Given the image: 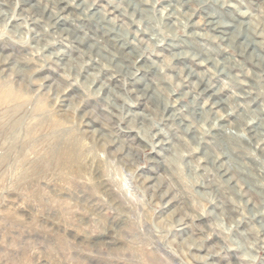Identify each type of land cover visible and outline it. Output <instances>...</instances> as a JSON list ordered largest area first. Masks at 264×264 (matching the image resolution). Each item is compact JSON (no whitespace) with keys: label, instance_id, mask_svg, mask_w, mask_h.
<instances>
[{"label":"rangeland","instance_id":"obj_1","mask_svg":"<svg viewBox=\"0 0 264 264\" xmlns=\"http://www.w3.org/2000/svg\"><path fill=\"white\" fill-rule=\"evenodd\" d=\"M247 32L264 0H0V264H264Z\"/></svg>","mask_w":264,"mask_h":264},{"label":"bare ground","instance_id":"obj_2","mask_svg":"<svg viewBox=\"0 0 264 264\" xmlns=\"http://www.w3.org/2000/svg\"><path fill=\"white\" fill-rule=\"evenodd\" d=\"M87 0H83V3L84 2H86ZM186 1H188V0H186ZM126 2H131V0H126ZM181 2H183V1H181ZM121 2H119L118 4H116V5H121L120 4ZM134 4V3H133ZM121 6H123V5H121ZM150 6V5H149ZM118 7V6H117ZM133 7V12H136L137 11V7L135 6V5H133L132 6ZM141 7V6H140ZM83 8V7H82ZM81 9V8H80ZM26 10V9H25ZM24 10V11H25ZM103 10V9H102ZM125 10V9H124ZM140 10V9H139ZM28 11V10H27ZM125 11H127V9L125 10ZM94 12V11H93ZM118 12V11H117ZM132 12V13H133ZM21 13V12H20ZM52 13V12H51ZM91 13V12H90ZM89 13V14H90ZM189 13V12H188ZM60 14H62V13H60ZM97 14V13H96ZM139 15H140V13H139ZM169 15V14H168ZM62 17V16H61ZM110 17V16H109ZM56 18V17H55ZM137 18V17H136ZM142 18V17H141ZM176 18V17H175ZM39 19V18H38ZM58 19H62V18H58ZM219 20V19H218ZM217 20V21H218ZM236 20V19H235ZM59 21V20H58ZM173 21V20H172ZM57 22V21H56ZM138 22V21H137ZM120 23V22H119ZM242 21H240V22H237V23H232V25H234L235 27L236 26H241L242 25ZM246 23V22H245ZM248 23V22H247ZM249 24V23H248ZM138 29H140V27H137V29L134 31V33L136 32V31H138ZM142 29V28H141ZM248 29H249V25H248ZM119 30H121V31H126L127 32V27H126V25H122V27H121V29H119ZM235 31V30H234ZM120 34V33H119ZM231 34V33H230ZM107 35V34H106ZM135 35H136V33H135ZM227 36V35H226ZM236 35H231V36H228L227 38H226V40L229 42V43H232V40H233V38L235 37ZM225 40V39H224ZM121 41V40H120ZM112 43H113V41H112ZM241 43H243L246 47H251V50H250V52H249V56H257V58H263L264 57V55H262V54H260L259 52H258V48H259V43L257 42V41H255V39H253V37L250 35V33H246V36H245V38L243 39V41L241 42ZM146 44V43H145ZM149 44V43H148ZM228 44V43H227ZM229 45V44H228ZM148 47V46H147ZM122 50V49H121ZM175 53V52H174ZM175 54H180L179 52L178 53H175ZM112 57V56H111ZM104 58H106V57H104ZM130 59H132V58H130ZM154 62V61H153ZM119 63V62H118ZM155 63V62H154ZM258 63V62H257ZM115 64V63H114ZM122 68V67H121ZM188 70L189 71H187L188 72V74L187 75H189L190 73L191 74H198L199 75V73H198V71L196 72V70L195 69H193V68H191V67H188ZM225 65H223L222 67H221V69H220V71H223L225 74H226V72H225ZM124 71V70H123ZM131 71V70H130ZM129 71V69H126V73L127 72H130ZM124 74H125V72H124ZM131 74V73H130ZM128 75V74H127ZM200 76V75H199ZM203 77V76H202ZM186 78V77H185ZM199 78V80H195L194 82H193V84L194 85H200V77H198ZM207 78V77H206ZM191 79V78H190ZM154 81V80H153ZM210 80H209V78H207V81H206V83H208ZM155 83V82H154ZM196 83V84H195ZM176 84V83H175ZM205 84V83H204ZM204 88H207V87H203V88H201L200 89V91H202V90H204ZM210 90V89H209ZM156 92H157V90H155V91H153L151 94H150V96L152 97V96H155V94H156ZM193 94V93H192ZM191 94V95H192ZM137 97V96H136ZM195 98H197V93H194L193 95H192V99H195ZM144 101V100H143ZM147 103V102H146ZM242 109V108H241ZM256 126V125H255ZM254 126V127H255ZM256 128V127H255ZM251 133V132H250ZM235 181V180H234ZM240 182V181H239ZM236 185V184H235Z\"/></svg>","mask_w":264,"mask_h":264}]
</instances>
